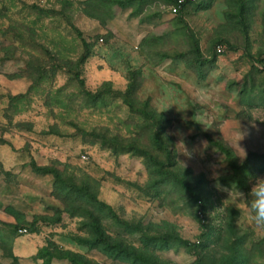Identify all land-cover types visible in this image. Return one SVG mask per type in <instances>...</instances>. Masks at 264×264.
<instances>
[{"label":"rangeland","instance_id":"rangeland-1","mask_svg":"<svg viewBox=\"0 0 264 264\" xmlns=\"http://www.w3.org/2000/svg\"><path fill=\"white\" fill-rule=\"evenodd\" d=\"M170 3L0 0V264H264V0Z\"/></svg>","mask_w":264,"mask_h":264},{"label":"crops","instance_id":"crops-1","mask_svg":"<svg viewBox=\"0 0 264 264\" xmlns=\"http://www.w3.org/2000/svg\"><path fill=\"white\" fill-rule=\"evenodd\" d=\"M93 61H95V60L89 59L88 62H86L87 63L86 67L87 68L92 67ZM14 208L18 212L24 211L23 207L18 206L16 204L14 205ZM43 238H44V236H43V233L41 231L40 232H32V233H28V234H18L14 237V240L12 242V250H13L14 254L25 253V254L30 255V256H35L37 250L46 243L47 238H45V242H44ZM20 250H22V251H20Z\"/></svg>","mask_w":264,"mask_h":264},{"label":"built area","instance_id":"built-area-1","mask_svg":"<svg viewBox=\"0 0 264 264\" xmlns=\"http://www.w3.org/2000/svg\"><path fill=\"white\" fill-rule=\"evenodd\" d=\"M194 1H197V0H173L169 7L171 8L172 11H177L179 10V8L185 4L186 2H194ZM23 230H26L25 228Z\"/></svg>","mask_w":264,"mask_h":264},{"label":"trees","instance_id":"trees-1","mask_svg":"<svg viewBox=\"0 0 264 264\" xmlns=\"http://www.w3.org/2000/svg\"><path fill=\"white\" fill-rule=\"evenodd\" d=\"M172 1L173 0H170V2H172ZM187 3H190V2H186L185 4L182 5V7L185 6ZM44 264H45V262H44Z\"/></svg>","mask_w":264,"mask_h":264}]
</instances>
